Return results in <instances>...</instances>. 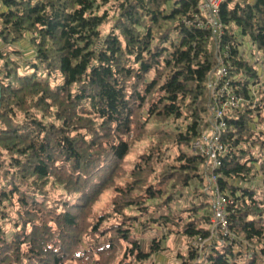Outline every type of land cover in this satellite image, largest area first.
I'll list each match as a JSON object with an SVG mask.
<instances>
[{"label": "trees", "instance_id": "trees-1", "mask_svg": "<svg viewBox=\"0 0 264 264\" xmlns=\"http://www.w3.org/2000/svg\"><path fill=\"white\" fill-rule=\"evenodd\" d=\"M204 7L0 0V264H112L120 247L117 264H144L168 234L188 240L180 264H195L200 238L196 264H264V68L241 50L251 41L264 57V0L222 1L219 37L199 24ZM219 55L248 103L228 115L216 172L232 201L228 234L212 236L215 195L193 145L212 115ZM136 223L167 231L146 251Z\"/></svg>", "mask_w": 264, "mask_h": 264}, {"label": "built area", "instance_id": "built-area-1", "mask_svg": "<svg viewBox=\"0 0 264 264\" xmlns=\"http://www.w3.org/2000/svg\"><path fill=\"white\" fill-rule=\"evenodd\" d=\"M205 1V15L207 17V23L202 24L204 28L212 27L218 34V37L222 34V25L218 20L219 7L224 0H204ZM187 23H190L187 21ZM248 57V55H245ZM251 61L257 59L256 56L250 55L248 57ZM219 64L217 69L211 74L209 81V90L212 98L210 106L211 117L209 119V125H205L201 129V133L198 141L193 145V149L204 156L205 162L203 163L199 174L207 179L209 189L212 190L215 195L213 214L211 216L212 222V236L215 235L218 229H221L224 233L228 234L227 223V206L232 202L231 199L223 194L218 185V179L216 172L222 165V158L228 152V147L224 143V138L228 132V115L229 113L241 112L244 105L248 101L237 93L233 92L230 88L231 77H229V64L225 61L224 56L219 55ZM261 67V66H260ZM262 74L263 68L261 67ZM261 83L251 87V92L254 97V103L257 102V91L261 88ZM254 107V105H252ZM207 240H198L199 255L201 256L203 248ZM198 257V263L200 260Z\"/></svg>", "mask_w": 264, "mask_h": 264}, {"label": "rangeland", "instance_id": "rangeland-1", "mask_svg": "<svg viewBox=\"0 0 264 264\" xmlns=\"http://www.w3.org/2000/svg\"><path fill=\"white\" fill-rule=\"evenodd\" d=\"M204 14H205V11H204ZM109 27H110V25L105 27V28L109 29ZM22 46L26 50L27 54L31 51V47L27 44V42H23ZM243 46H245L246 48H243ZM243 46H242L241 50L244 53H246L245 51H247L248 57H250V55L253 54V56H256L257 59H259L258 60L259 65L257 64V67L259 68L260 71H262L260 65L262 66V68H264V57L261 56L256 45L251 41H245ZM12 58L17 59L16 55H13ZM262 92L264 93V88H262ZM137 150L133 153L132 157L138 156L139 153L137 152ZM192 152H194L193 149H192ZM259 187H260L261 193L264 194V184H260ZM196 188H197V181H195V183H193L192 187L191 186L187 187L186 188L187 190H185V192L186 193L190 192L192 194L196 190ZM210 194H213L212 191H210ZM205 199L207 201H209V200H211V196H205ZM171 203H172L171 204L172 209L175 210L177 201H173ZM103 204H104L103 201L102 202L99 201L95 206L96 209L97 210L102 209ZM185 204L186 203H184L183 201L180 200L178 206L181 207ZM200 212L202 213V210ZM165 213H167L166 210H161V212H159L160 215H163ZM155 217H157V216H155ZM138 224L139 223H136V227H137L136 229H138L139 232L140 231L144 232L143 234H140V233L139 234L141 235V240L143 243L142 244L143 249L146 251H148L150 249L149 244L151 242L150 240L153 237H155V236L162 237V235L165 234L164 232L167 231V230L163 231L164 227L152 228L151 230L144 231V230L140 229V226ZM107 238H108L107 234L95 235V236L90 237L88 239V242L91 241L90 243L95 242L96 244H102L103 242H107ZM187 242H188L187 238H185L183 241L179 237L177 238L174 235L168 234V236L166 238L162 239V247L164 250L153 254L151 256V258L148 260V262L146 261L145 263L146 264H180V259L177 257V253L180 252L181 254H184V255L187 254V252H188V247L186 245ZM118 252H119L118 258H116V261L113 262L112 264H117V262H119L123 259L124 255H123V249H121V247H120ZM121 252H122V254H121ZM72 264H76V263L73 262Z\"/></svg>", "mask_w": 264, "mask_h": 264}, {"label": "water", "instance_id": "water-1", "mask_svg": "<svg viewBox=\"0 0 264 264\" xmlns=\"http://www.w3.org/2000/svg\"><path fill=\"white\" fill-rule=\"evenodd\" d=\"M2 89H1V87H0V100H1V96H2V91H1Z\"/></svg>", "mask_w": 264, "mask_h": 264}, {"label": "crops", "instance_id": "crops-1", "mask_svg": "<svg viewBox=\"0 0 264 264\" xmlns=\"http://www.w3.org/2000/svg\"><path fill=\"white\" fill-rule=\"evenodd\" d=\"M243 48H246L245 46H243ZM247 50V49H246ZM243 52V51H242ZM246 52V54H247V51H245Z\"/></svg>", "mask_w": 264, "mask_h": 264}]
</instances>
